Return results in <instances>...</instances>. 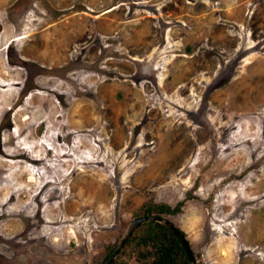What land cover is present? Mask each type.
<instances>
[{
    "label": "rangeland",
    "instance_id": "obj_1",
    "mask_svg": "<svg viewBox=\"0 0 264 264\" xmlns=\"http://www.w3.org/2000/svg\"><path fill=\"white\" fill-rule=\"evenodd\" d=\"M150 203L264 264V0H0V264H97Z\"/></svg>",
    "mask_w": 264,
    "mask_h": 264
},
{
    "label": "trees",
    "instance_id": "obj_2",
    "mask_svg": "<svg viewBox=\"0 0 264 264\" xmlns=\"http://www.w3.org/2000/svg\"><path fill=\"white\" fill-rule=\"evenodd\" d=\"M178 210V205L173 208L165 203H150L142 206L138 215L148 216L151 213L157 217L174 216ZM179 230L186 238L185 233ZM133 231L118 258L111 264H126L128 258H135L138 264H189L184 248L175 235L163 225L151 222L139 225ZM102 245V250L99 248L93 255V260L98 261L97 264L107 261L117 246L110 242ZM192 252L196 259L193 250ZM196 263L200 264L197 260Z\"/></svg>",
    "mask_w": 264,
    "mask_h": 264
},
{
    "label": "water",
    "instance_id": "obj_3",
    "mask_svg": "<svg viewBox=\"0 0 264 264\" xmlns=\"http://www.w3.org/2000/svg\"><path fill=\"white\" fill-rule=\"evenodd\" d=\"M151 222L159 223V224L163 225L164 227H166L168 230H170L175 235V237L178 239V241L180 242L182 247L184 248L185 253H186L187 257H188L189 264H196L195 257L193 255V252L191 250L189 242L187 241L185 236L180 232V230L177 229L175 226H173L171 224L172 222H170V221H168V220H166V219H164L162 217H157V216L150 217V215H148L146 217H143V218L136 219L129 226V228L127 229V233L122 238V240L119 243L118 247L116 248L114 254L104 264H111L116 259L118 253L123 248L124 244L131 237L135 227H137L139 224H145V223H151Z\"/></svg>",
    "mask_w": 264,
    "mask_h": 264
},
{
    "label": "bare ground",
    "instance_id": "obj_4",
    "mask_svg": "<svg viewBox=\"0 0 264 264\" xmlns=\"http://www.w3.org/2000/svg\"><path fill=\"white\" fill-rule=\"evenodd\" d=\"M29 181L32 182L33 181L32 178H30Z\"/></svg>",
    "mask_w": 264,
    "mask_h": 264
}]
</instances>
